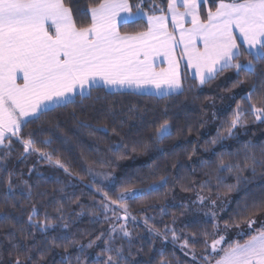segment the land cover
Instances as JSON below:
<instances>
[{"label": "snow or ice", "instance_id": "snow-or-ice-1", "mask_svg": "<svg viewBox=\"0 0 264 264\" xmlns=\"http://www.w3.org/2000/svg\"><path fill=\"white\" fill-rule=\"evenodd\" d=\"M82 15L89 17L88 23L77 22L72 0H0V149L9 150L0 159L11 154L15 140L22 144L25 154H38L71 175L60 159L54 160L51 154L37 147L32 134L23 137V129L48 112L78 103L83 105L93 99V92L124 95L153 89L154 93L142 94H155L159 99L182 95L185 91L182 66L192 70V78L200 86L210 84L228 70H235L237 77L245 74V78H258L242 99L249 102L254 122H264V107H257L252 102L257 87L264 88V72H257V65L264 61V0H166V7L155 0H135V3L132 0H96ZM141 21L146 25L143 30L121 31L122 27ZM245 54L251 58L241 62V56ZM240 82L238 80L237 84ZM95 100L99 101L100 97L96 96ZM163 111L167 117V108ZM247 115L237 104L231 117L223 121V131L217 129V135L208 143L215 145L234 138L237 130L248 124ZM171 136L172 125L165 118L155 128L154 142L162 143ZM40 143L47 146L51 140ZM122 147L128 145L115 144L110 150L120 153ZM147 147L144 146L145 150ZM253 147L250 143L244 145L246 153H250L245 156L244 167L251 168L255 175V166L264 165V159H256ZM136 150L132 148L133 152ZM122 158L123 154L118 156V159ZM221 170L236 172L237 184L248 183L247 178L239 175L244 168L225 161L222 156L216 171ZM88 171L92 173L91 165ZM100 175L105 180L111 177V173ZM12 176L13 173L8 172L5 177L9 193L13 189ZM167 183L168 179L161 177L159 182L147 188L124 187L115 198L98 187L96 191L102 195L100 208L105 220L110 222L109 228L87 244L67 236L53 237L48 243L64 248V264H73L69 247L76 248V264H84L88 250L99 246L97 242L103 247L96 254L95 264H130L123 244L117 245L118 239H128L131 244L132 234L127 226L131 216L128 200L159 191ZM228 187L231 191L235 186ZM197 199L199 204L205 203V197L198 196ZM210 203L212 208L216 207L214 200ZM243 208L248 209L247 202ZM56 211L61 212V209ZM109 212L112 217L108 216ZM37 215L38 209L33 206L27 218L30 228L47 232L55 227L47 214L42 220H37ZM204 215L211 221L217 217L216 211L212 210ZM8 219L7 215L0 217V220ZM131 219L136 217L131 216ZM144 223L147 225L148 220ZM245 223L248 231L238 233L240 237L247 235L243 243L226 241L224 233L232 225L225 222L221 232L219 224L212 223L213 232H202V241L197 240L195 232L184 237L180 243L181 251L185 256L191 255L196 264H264V223L258 228L254 227L256 220L253 218H246ZM235 226L239 227V222H235ZM150 230L161 234L158 229ZM169 232L173 244L180 240L175 228L168 225L163 234L165 240ZM7 236L12 249L18 250L20 243L13 242L16 241L15 233L9 232ZM57 239L61 243H57ZM200 242L204 253L197 260L195 245ZM23 247L24 259L18 254L9 264H39L33 262V248L27 244ZM45 258L40 256L41 261ZM0 264H3L2 260ZM160 264L170 262L162 259Z\"/></svg>", "mask_w": 264, "mask_h": 264}, {"label": "trees", "instance_id": "trees-1", "mask_svg": "<svg viewBox=\"0 0 264 264\" xmlns=\"http://www.w3.org/2000/svg\"><path fill=\"white\" fill-rule=\"evenodd\" d=\"M94 2L96 0H72L78 23H88L89 17L82 12ZM155 2L166 7V0ZM145 26L141 21L126 25L121 31H140ZM250 58L245 54L241 56V62ZM257 72H264V61L257 65ZM182 75L185 87L182 95L159 99L155 94L141 92L124 95L93 92V99L83 105L78 103L48 112L23 129V137L32 134L37 147L51 154L54 160L60 159L71 175L49 164L38 154H25L22 144L13 141L11 154L0 159V217H9L8 220H0V260L3 264H9L18 254L23 260L24 244L33 248V262L64 264V248L48 243L53 237L67 236L87 244L108 229L110 222L105 220L101 211L102 195L96 191L98 187L115 198L124 187L143 189L159 182L161 177L168 179L159 191L128 200V211L138 222L130 218L127 221L132 234L131 244L128 239H118L117 245L123 244L130 264H160L162 259L170 264H196L191 255L185 256L181 251L180 243L184 237L195 232L197 240L202 241V232H213L212 223L223 226L227 222L232 228H237L235 222L241 226L246 218L264 215V165L255 166V175L251 168L244 167L245 156L250 154L244 149L247 143L254 146L257 160L264 159V122H254L249 102L242 99L250 91L254 79L258 82V78H245V74L237 77L235 70H228L210 84L200 86L193 80L189 69L183 68ZM238 80L241 82L237 84ZM234 84L237 86L233 87ZM222 95H225L228 107L216 109L215 124L211 130H206L205 116L211 111L212 103L219 104ZM96 96L100 97L99 101L95 100ZM262 97L264 88L258 86L252 102L257 107H264ZM237 104L248 113V124L239 128L234 138L215 145L208 143L217 135V129L223 131V121L231 117ZM165 108L167 117L163 111ZM165 118L172 125V136L162 143H155V128ZM45 139H50L51 144L45 146L40 143ZM115 144L128 147L114 153L110 149ZM133 147L137 149L135 152ZM5 151L9 150L0 149V156ZM121 154L124 158L118 159ZM221 156L225 161L244 168L239 175L247 178L248 183L237 184L236 172H217ZM89 165L92 173L88 171ZM8 172L13 173L12 193L8 192L5 182ZM103 173H111L110 179L105 180L100 175ZM228 186L235 187L229 191ZM198 196L205 197L203 205L198 203ZM213 200L215 208L210 203ZM245 202L247 210L243 208ZM33 206L38 209L37 220H42L47 214L55 227L47 232L30 228L27 218ZM257 208L260 211L257 212ZM209 210L216 211L215 221L204 215ZM108 216L112 217V213L109 212ZM145 219L148 220L147 225ZM65 224L68 227H64ZM165 225L175 228L180 237L175 244L170 232L167 240L164 239ZM153 228L161 234L150 230ZM9 232L15 233L16 241L13 242L20 243L18 250H13L9 244ZM246 239L247 235H244L238 240L243 243ZM57 243H61L60 239ZM97 243L99 246L88 250L84 264H95L96 254L103 247L102 243ZM68 252L76 264V248L69 247ZM203 253V243H197V260ZM41 255L46 257L43 261L40 260Z\"/></svg>", "mask_w": 264, "mask_h": 264}, {"label": "rangeland", "instance_id": "rangeland-1", "mask_svg": "<svg viewBox=\"0 0 264 264\" xmlns=\"http://www.w3.org/2000/svg\"><path fill=\"white\" fill-rule=\"evenodd\" d=\"M225 95H222L220 101H219V104L217 103H212V109L209 113L206 114L205 116V127H206V130H211L215 124V121H216V109L218 107L223 108H227L228 105L225 101ZM215 113V116L213 115ZM132 216V215H131ZM131 216H130V219H131ZM256 220V224L254 225L255 228H258L261 223H264V215H261L259 217H256L254 218ZM136 222H138V220H134ZM220 230L221 232L224 231V225L223 226H220ZM241 230H244L245 232L248 231L247 227H246V223L237 227V228H232V227H229L226 231V233H224L226 235V241H233V240H238L240 238V236H238V233L241 231Z\"/></svg>", "mask_w": 264, "mask_h": 264}, {"label": "crops", "instance_id": "crops-1", "mask_svg": "<svg viewBox=\"0 0 264 264\" xmlns=\"http://www.w3.org/2000/svg\"><path fill=\"white\" fill-rule=\"evenodd\" d=\"M185 26L187 27L189 25H185ZM177 52H179V49L177 50ZM160 59L162 60L163 58H160ZM161 66H166V65L162 64ZM182 70H183V66H182ZM189 71H190V73L192 75V70L189 69ZM138 92H141V93H154V90L153 89H142V90H140Z\"/></svg>", "mask_w": 264, "mask_h": 264}]
</instances>
